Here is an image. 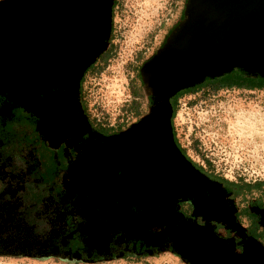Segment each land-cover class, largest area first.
I'll list each match as a JSON object with an SVG mask.
<instances>
[{
  "label": "flooded vegetation",
  "instance_id": "1",
  "mask_svg": "<svg viewBox=\"0 0 264 264\" xmlns=\"http://www.w3.org/2000/svg\"><path fill=\"white\" fill-rule=\"evenodd\" d=\"M118 4L119 0H112L107 15L106 0H40L37 19H42L41 23L28 26V21L20 17L10 18V25L14 29L24 30L26 40L40 38L37 53L41 52V57L28 56L26 69L16 76L19 66L16 67L12 58L0 52V252L6 249L27 251L29 254L87 257L76 231L84 220L72 214L77 193L68 191L66 179L70 166L86 146L98 145L103 136L118 133L129 125H101L90 117L85 100L87 78L101 71L114 50V12ZM55 9H68L70 15L59 17ZM33 10L37 12L36 7ZM48 25H51L49 29ZM99 41L104 44L92 58V51ZM159 43L148 55L139 57L133 67V76L139 88L140 83L143 86L139 68ZM74 65L77 72L72 75L69 67ZM16 79L23 81L24 93L28 95L42 86L44 93L37 92L36 95L39 99L50 98L51 103L40 106L29 101L19 102L21 100L18 101L15 91L21 83L16 84ZM232 90L264 92V88L246 86L200 85L183 89L180 94L184 93L182 97L207 99ZM147 99L149 107V96ZM146 112L137 114L136 119ZM65 116L74 123V130L69 125L63 129L67 121ZM173 140L189 160L174 137ZM92 147L98 153L99 149ZM106 158L105 155L104 161ZM191 163L220 184L218 196L231 221L227 223L209 215L194 213L196 210L192 201L183 199L176 204V210L181 213L179 222L193 228H204L206 234L230 243L234 253L240 252L249 238L264 248V183L227 182L217 174ZM253 190L257 193L244 200L245 204L239 202L240 196ZM200 195L206 197V192ZM164 229V226L152 228L157 232ZM174 242L166 236L159 247L160 251L174 254ZM140 244V240L120 244L109 242L106 255L118 254L125 259L143 258L148 255L146 249L152 251L157 248ZM88 259L91 260L89 263H99L102 256L92 251Z\"/></svg>",
  "mask_w": 264,
  "mask_h": 264
},
{
  "label": "water",
  "instance_id": "2",
  "mask_svg": "<svg viewBox=\"0 0 264 264\" xmlns=\"http://www.w3.org/2000/svg\"><path fill=\"white\" fill-rule=\"evenodd\" d=\"M11 1L0 0V32L4 29L2 12ZM111 1L106 0L107 15ZM15 11L11 17H20L25 22L28 21L29 26L42 22V19H37L39 12L35 10L31 11V14L25 12V17L19 10ZM67 11L68 9L60 11L55 9L59 17L67 16L69 14ZM8 19L10 25V19ZM50 26L48 25V29ZM12 29L9 31L17 34L23 43H26L23 40L24 32ZM10 36L8 34V38ZM3 40H5L4 37ZM99 42L92 51V58L104 44ZM23 43L20 41L14 47L22 50L26 47ZM5 46L8 47V44ZM23 53L41 57V52L23 50ZM235 69L249 76L264 78V0H185L182 17L170 29L162 44L139 68L143 88L150 98L147 112L126 129L103 136L100 144L92 145L98 148L113 145L115 149L105 148L106 157L115 159L113 166L110 167L111 170L107 172L95 170L99 156L93 153L87 157L88 162L95 165L91 166V178L88 184H82L77 195L78 200H76L79 203L77 206L75 204L72 210V214L84 220L79 223L76 231L85 247L84 252L87 257L92 251L96 255L106 257L109 242L120 244L125 241L140 240L146 247L162 245L164 238L169 236L167 231L170 230L169 224L161 223L165 230L161 232L162 237L159 240L153 236L158 234L155 233L156 231H151L152 225L146 227V232L152 234L151 239L143 233L137 234L135 229H131L133 231L130 234L126 231L127 234L124 229V224H128V220L135 219L134 208L133 210L129 208L132 204L129 200L130 195L137 197L145 188L151 193L155 191L170 193L166 204L163 200L161 205L155 204L158 207L157 210L152 208L153 205H148L147 202L145 204L148 205L147 209L155 210L154 212L159 216L163 209H169L167 215L175 214V219H171L170 222L172 228L177 230L175 242L186 245L182 250L178 249V246L172 248L180 257L189 264H193L192 261L195 259L198 262L194 264H203L200 262L201 258L202 261L211 258L210 261L221 264L225 259L224 256L220 257L221 255L212 256L206 250L207 245L201 247L197 240H193L194 236H198L196 233L182 237L179 231L183 222H179L181 213L176 210L177 202L189 199L195 211L196 197L205 191L206 184L212 183L217 186V189L220 184L195 168L175 144L171 127V98L177 92L192 87L205 78L218 77ZM153 163L157 168L151 170ZM147 170H149V176H154L145 182L144 173ZM191 189L195 191L194 194L187 192ZM151 193L148 197L153 204L154 198ZM194 213L201 212L196 210ZM147 217L149 220L154 218L151 213ZM205 237L208 240V237ZM183 238H185L184 241H182ZM146 250L151 252L149 249ZM226 259V264H264V248L253 238H249L240 252H232L231 260Z\"/></svg>",
  "mask_w": 264,
  "mask_h": 264
},
{
  "label": "rangeland",
  "instance_id": "3",
  "mask_svg": "<svg viewBox=\"0 0 264 264\" xmlns=\"http://www.w3.org/2000/svg\"><path fill=\"white\" fill-rule=\"evenodd\" d=\"M184 2L185 0H119L114 12L116 21L115 44L111 58L101 67V71L98 74L87 78V82H85V100L88 113L93 120L106 127L128 123L130 125L139 119H136L137 114L148 110V95L145 90L142 91L138 87V81L133 76V67L137 64L139 57L148 55L162 38V42L164 41L170 29L182 17ZM33 7H36L37 12H39L40 0H12L6 10L2 12L4 29L0 32V52L12 58L16 67L19 66L18 69L20 70L16 73V76L20 75L19 72H24L28 62L27 57L31 56L30 53L22 54L23 50L37 52L40 47V40L32 42V40L23 39L26 42L23 43L17 34H12L13 32L9 31L13 27L8 24L9 21L7 19H10L15 10H19L25 17V12L30 14ZM28 26L26 25V27ZM12 30L15 29L13 28ZM22 31L24 32V30ZM8 34L11 35L10 38H8ZM3 37L5 40H3ZM20 41L26 46L22 50L14 47ZM162 42L159 43V46ZM5 44H8L9 49H7L8 47ZM72 67H69V70L72 75H75L77 67L76 65ZM16 80H18L16 84L21 83L15 91L18 101L21 100L19 102L28 103L29 101L33 105L37 103L40 106L51 103L50 98L39 99L36 95L38 94L37 92L44 91L42 86L37 87L34 92H29L28 95L24 93L23 81ZM175 107V113L172 112L171 114L172 134L181 146L180 148L185 150L191 162L203 169H206L205 167L208 165L210 172L217 174L227 182L264 183L263 91L232 90L218 93L207 99L199 96L194 98L180 97ZM65 119L67 121L65 120L63 129H67L69 125V128L74 130V123L68 120V116H65ZM107 147H111V145ZM105 148H98L97 153L92 146L88 145L82 150L67 172L66 180L69 192L73 191L79 195L82 184H88V180L91 178V166L94 167L95 165V163L88 162L87 157L89 155L94 153L95 156H99L95 170L107 172L113 166L114 158H106L104 161L105 153L107 152ZM153 176L144 177V181H149ZM206 185L204 188L206 197H202L200 194V196H195L197 198L195 200L196 210L202 214L230 223L231 220L218 196L219 189L212 183H207ZM187 192H190V194L195 193L193 189ZM250 192L247 191L245 196H240L239 202L245 204L244 200L251 197V194L257 193L254 190L252 193ZM140 193L137 197L130 195L129 200L133 204L129 208H134L132 210L134 211L135 219L133 220L132 218L127 221L128 224H124L125 232L127 231L130 234L133 231L131 229H135L137 234L143 233L147 238L150 237L149 239H151L152 234L146 232V227L152 225L154 230L159 228L161 223H165L166 225L169 224L170 230L167 231L169 236L174 239L177 230L172 228L170 222L171 219H175V214L167 215L169 209H163L160 211L162 214L159 216L154 210L148 212L149 209L145 205V202H147V204L153 205L152 208H155V204L161 205V200L164 203L168 202L170 193L164 194L156 191L151 193L147 192L145 188ZM150 193L154 198L153 204L150 203L151 201L148 197ZM138 201L139 204H137ZM77 203L79 202L76 201V206ZM157 209L155 208V210ZM149 213L154 218L149 220L147 217ZM95 222L97 223V221ZM193 227L184 223L181 224L179 231L182 237L183 235L190 236L194 232L198 236H194L193 240H197L201 247L207 245L208 249L206 250L208 253L212 256H224V262H226V258L231 260L232 251L230 249L232 247L230 243L222 242L212 235L206 234L204 228ZM155 233L158 235L153 234L154 238L157 240L161 239V232L156 231ZM205 236L208 237V240ZM176 246L182 250L186 245L177 243ZM157 248L148 252V255L143 258L129 257L125 259L120 258L118 254H114L102 257L99 263H89L91 260L86 256L79 258L73 255L65 257L52 254H29L27 251H6L5 249L0 252V264H184L182 260L185 259L180 257L174 250L176 254L160 251L161 248ZM230 253L231 255H229ZM192 258L195 259L194 257ZM210 259H203L204 261H202L201 258L200 262L203 264H215ZM197 262L196 259L192 261L193 264Z\"/></svg>",
  "mask_w": 264,
  "mask_h": 264
},
{
  "label": "trees",
  "instance_id": "4",
  "mask_svg": "<svg viewBox=\"0 0 264 264\" xmlns=\"http://www.w3.org/2000/svg\"><path fill=\"white\" fill-rule=\"evenodd\" d=\"M200 85L216 86V87L217 86H246V87L264 88V78L259 77V76H249V75H246L243 71L235 69V70H232L218 77L205 78L203 81H201L200 83L194 86H200ZM140 86L143 91L144 88L141 85V83H140ZM180 93H181L180 91L177 92L171 98V105H172L173 113H175V110H176L175 106H176L177 100L180 97H182V95L184 94V93L183 94H180ZM205 168H206L204 169L205 171L207 172L211 171L208 165H206ZM220 179L224 180L222 177H220ZM252 186H255V185H252Z\"/></svg>",
  "mask_w": 264,
  "mask_h": 264
},
{
  "label": "bare ground",
  "instance_id": "5",
  "mask_svg": "<svg viewBox=\"0 0 264 264\" xmlns=\"http://www.w3.org/2000/svg\"><path fill=\"white\" fill-rule=\"evenodd\" d=\"M111 147H112V149H115L114 147H113V145H111ZM119 147V146H118ZM115 151V150H114ZM114 162H115V159H113V163L112 164H114ZM148 168L150 169V166H148ZM157 168V166L156 165H154V163L152 164V168H151V170H154V169H156ZM149 170H147L145 173H144V177H146V176H148L149 175ZM152 172H154V173H156V172H159V171H152ZM147 174V175H146Z\"/></svg>",
  "mask_w": 264,
  "mask_h": 264
}]
</instances>
